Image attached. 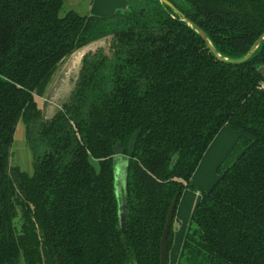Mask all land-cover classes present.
Returning a JSON list of instances; mask_svg holds the SVG:
<instances>
[{
	"label": "trees",
	"instance_id": "obj_1",
	"mask_svg": "<svg viewBox=\"0 0 264 264\" xmlns=\"http://www.w3.org/2000/svg\"><path fill=\"white\" fill-rule=\"evenodd\" d=\"M170 1L180 14L161 0L107 15L0 0V264H44L42 247L50 264H160L169 206L173 223L226 125L243 131L195 204L178 264H264V0ZM200 29L222 56L249 58H218ZM108 34L111 52L83 53L69 98L45 117L33 93L43 77ZM18 116L32 171L16 165L15 182Z\"/></svg>",
	"mask_w": 264,
	"mask_h": 264
},
{
	"label": "rangeland",
	"instance_id": "obj_2",
	"mask_svg": "<svg viewBox=\"0 0 264 264\" xmlns=\"http://www.w3.org/2000/svg\"><path fill=\"white\" fill-rule=\"evenodd\" d=\"M117 0H63V3L59 9V13L64 14L68 9H75L82 14H90L93 12L99 14H106L112 8L110 5ZM126 3V0H124ZM116 8L122 7L120 4H115ZM103 8L104 11H103ZM111 34L107 36L91 40V42L85 44L82 47L75 49L72 53L66 55L59 63L52 68L44 77L40 84L34 89L33 93L36 96L39 107L41 108L45 117L51 116L60 107V105L69 98V94L75 85L76 77L78 75L79 68L81 66V56L85 52H89L98 48H102L107 54L111 52ZM12 141L9 143L7 165L8 172L15 182L18 181L15 171V166L18 165L21 169L31 172L32 162L31 153L28 145L25 141V129L21 120V116H18L15 120L13 127ZM234 130V129H232ZM235 131V130H234ZM239 135L243 130H236ZM236 136V139L238 136ZM236 139L234 143L236 142ZM234 143L229 146L226 151L225 157L218 163L215 168L218 175H220L221 169L228 162L229 158L233 156V153L228 156V152L233 147ZM119 178L117 180V189L123 182V165H120ZM217 179V178H216ZM189 188V187H185ZM193 189V188H189ZM18 194L23 197L22 193L18 190ZM179 202V201H178ZM179 207H177L178 209ZM177 214V210H176ZM190 219L186 220L179 216V219H174L172 226V243L167 254V264H178L181 248L184 243V237L189 227ZM41 256L44 264H50L49 255L46 248L42 247Z\"/></svg>",
	"mask_w": 264,
	"mask_h": 264
},
{
	"label": "crops",
	"instance_id": "obj_3",
	"mask_svg": "<svg viewBox=\"0 0 264 264\" xmlns=\"http://www.w3.org/2000/svg\"><path fill=\"white\" fill-rule=\"evenodd\" d=\"M115 4H120L122 6L120 8H123L126 5L124 0H117L110 5L112 7L110 11H107L106 14L100 15H107L114 12V10L119 9L115 7L117 6ZM104 9L105 8H103V11ZM237 135H239L238 131H234L226 125L221 127L211 139L212 141L210 142V145L202 154V158L194 169L191 177V185L193 189L184 188L179 198V202L177 204V207L179 208L177 209L176 219H179V216L186 220L190 219L191 214L195 209V204L200 198L201 192L210 188L216 178L219 177L215 168L225 157L224 155L226 154L227 149L232 143H234Z\"/></svg>",
	"mask_w": 264,
	"mask_h": 264
},
{
	"label": "water",
	"instance_id": "obj_4",
	"mask_svg": "<svg viewBox=\"0 0 264 264\" xmlns=\"http://www.w3.org/2000/svg\"><path fill=\"white\" fill-rule=\"evenodd\" d=\"M163 3H165L166 5H168L171 9H174L177 13H181L179 9H177L175 7L174 4H172V2L170 0H161ZM199 33L201 35V37L206 41L208 42V45L210 46L212 52L220 59L222 60H227V61H230V62H234V63H240L241 61H244L246 59L249 58L250 54H251V51L247 52L246 54H243V55H240V57H228V56H222L221 54H219V52L216 50V48L213 46L212 42L209 41L206 33L203 31V30H199ZM264 36V33L257 39L258 41ZM260 73H262L263 77H264V64H260L259 67H258ZM119 171H120V164H116L115 166V172H114V176H115V180L117 181L118 178H119ZM169 211H168V214H167V218H166V222H165V227H164V230H163V233H162V236H161V245H160V264H166V250H167V234H168V231H169V228L171 226V223H172V217H173V213H174V210H175V199H173V201L171 202L170 206H169ZM124 209H122L120 211V220L121 222H123V219H124ZM56 260L58 262V264H64L63 263V260H61V258L57 255L56 256Z\"/></svg>",
	"mask_w": 264,
	"mask_h": 264
}]
</instances>
